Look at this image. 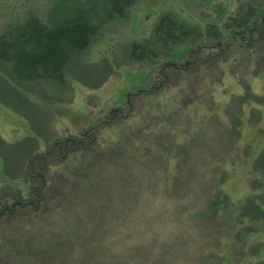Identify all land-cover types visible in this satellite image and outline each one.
<instances>
[{
  "label": "rangeland",
  "instance_id": "obj_1",
  "mask_svg": "<svg viewBox=\"0 0 264 264\" xmlns=\"http://www.w3.org/2000/svg\"><path fill=\"white\" fill-rule=\"evenodd\" d=\"M83 5L94 7L100 17L109 7L106 0H0V35L30 16L50 24ZM250 8L264 11V0H134L124 17L95 18L100 21L99 33L87 50L73 55L64 87L17 84L11 66L0 63L4 76L21 89L16 87L19 98L0 103V264H200L204 260L264 264V233L250 234L239 244L225 238L220 250H216L214 227L205 234L189 232L187 240L177 239L185 230L183 218L198 213L212 187L211 178L203 177L205 170L230 149L222 142L228 131L226 114L237 110V105L229 106L231 101L246 95L247 88L264 96V42L248 38L197 55L195 48L203 41L210 45V38L190 39L167 49L154 39V30L167 14L191 28L217 25L224 30L232 18ZM134 44H147L161 54L134 61L130 58ZM187 61L190 66L185 70L160 73L164 63ZM151 86L155 88L147 93ZM121 109V115H113ZM29 123L36 126L37 134L30 132ZM92 127L98 128V146L116 148L113 158L139 148L138 141H148L149 130L165 128L164 154L174 137L192 147L191 174L175 185L166 179V158L162 162L157 156L160 150L153 149L147 165L140 160L146 165L139 170L140 179L119 181L118 176L111 182L112 192L103 193L98 187L81 192L84 184L95 187L100 181L96 177L100 167L90 165L88 178L83 170L72 174L67 167L80 162V154L67 158L64 152L47 158L45 186L41 179L32 184L25 159L45 153L56 139L82 137ZM241 127L240 142L222 165L230 237L245 227L264 228V219L260 228L259 222L239 219L255 196L253 162L264 148V106L246 104ZM27 135L34 137L25 139ZM99 152L98 160L109 158ZM95 155L91 153V159ZM130 162L135 164L127 159L122 164ZM135 182L142 203L136 206L131 189ZM33 187L38 191L33 192ZM15 198L24 202L23 208L14 207ZM161 223L168 228L161 229ZM159 231L164 234L157 239ZM169 235L172 244L177 239L173 250L164 246Z\"/></svg>",
  "mask_w": 264,
  "mask_h": 264
},
{
  "label": "trees",
  "instance_id": "obj_2",
  "mask_svg": "<svg viewBox=\"0 0 264 264\" xmlns=\"http://www.w3.org/2000/svg\"><path fill=\"white\" fill-rule=\"evenodd\" d=\"M106 2L109 7L108 10L107 8L105 9L106 13L102 17L99 16V12L95 10L94 7L83 5L74 10L69 9L64 17L54 19L50 24L41 21L35 16H30L24 24L9 26L5 33L0 35V63L11 66V74L17 84H40L45 82L55 83L59 87H64L67 83L66 71L73 61V55L87 50L93 38L99 33L100 21H103V19H114L115 16L124 17L127 8L133 4L134 0H106ZM87 3H90V1ZM98 16L101 18L100 21L95 19ZM230 22L231 23L225 25L227 27H225L224 30L217 25H211L205 28V30H201L199 28L188 27L175 16L167 14L154 30V39L160 43L164 49H167L182 44L190 39L204 40L205 38H210L208 42L210 45H206L203 41L200 48H195V52L197 50V55L207 49L224 50L226 44L229 45L232 42H240L242 44L243 42H247L248 38H259L264 42V11L257 12L253 8H250L245 13L232 18ZM159 54L161 53L156 50H150L147 44H134L130 49V58L134 61L143 62L152 60ZM164 54L166 57H170L167 51ZM189 66L190 61L181 65L164 63L160 73H165L166 76V72L170 70H185ZM16 87L19 88V85L15 86L13 82L0 71V103L6 104V100L9 101V99L13 100L19 98L20 96L17 93ZM154 88V86H151V89L147 93H151ZM25 101L28 102L29 100ZM249 102L264 106V96H257L251 93L249 88H247L246 95L239 96L231 101L229 106L232 107L237 105V110L233 111V113L226 114L228 117V131L224 132L225 140L222 142L224 144L226 142V146L228 148L230 147V149L217 159L216 165L211 167V170H205L203 177L211 178L210 185L212 187L208 196L204 195V205L198 209V213L189 216L187 219L183 218L185 223L183 229L185 230L182 234L181 232L178 233L177 239L184 238L187 240L190 237L187 236L189 232L196 231L200 234H205L208 228L214 227L216 250H220L225 238H227V240L232 238L234 242L239 241V244L241 243L240 239H245L250 234H257L258 232L264 233V228L257 230L245 229V227L234 237H230L229 232L226 231L230 227L228 225L230 222L228 221L229 214L227 212L228 201L222 192V186L227 179L222 165L235 151L236 146L240 142L243 108ZM121 111L122 109L115 110L113 111V115L117 114L119 116L121 115ZM30 127V132H32V134H34V132L37 134L36 126L32 124ZM97 131L98 128L92 127L86 130L82 137L67 136L65 138L56 139L45 153L37 154L32 157L30 156L25 159V165L26 161L29 159L26 166L29 167V177L32 180V184L34 180L41 179L42 185L45 186V182L47 181L45 172L48 170V168H45L47 166V158L54 157L57 154L61 156V154H65L64 152L69 154L67 158L68 156L73 157L80 154V162L74 165V167H67V170L72 172V174H75V171L80 172V170H83L88 178L91 173L90 165L100 167V169H96L99 171L96 177L100 179V181L96 183L95 187L84 184V187L81 188V192L85 190L91 192L97 187L103 189V193L112 192L113 187L111 186V182L118 176H120L119 181H124L129 177L135 180L140 179L141 175H139V170L144 169L147 165V161L149 162L151 160L150 155L153 149L160 150L157 156H160L159 158L162 162H164V158H166V179L171 180L175 185H177V182L180 183L183 181L188 174H191L189 170L191 167L188 161L191 158L192 147H188L189 145L186 144H179L174 137L170 142L171 147L169 151L164 154L162 139L167 132L165 128H154L151 129V131L149 130V135L147 136L149 145L148 141L142 139L138 141L139 148L122 153L120 156L118 155L117 158H113V154L116 153V148L112 147V144L109 146L97 145ZM33 137L27 135L25 139H33ZM87 139L90 140L88 141ZM17 145L21 148L23 144L17 143ZM5 146L8 147L6 143ZM12 146L13 145L10 147ZM142 147L145 148L143 149ZM97 150L103 153V157L108 156L109 158L106 160H98L95 155ZM91 153H94L95 160L91 159ZM126 159L128 161H134L135 164L133 165L130 162L129 165H123L122 162ZM142 159L146 161V165L141 164L140 160ZM36 167L39 168V170H36ZM253 171L256 178L252 181L251 191L255 193V196L253 197V201L249 202L242 210L239 219H251V224L259 222L260 228L262 220L264 219V148L253 162ZM106 185L107 191L105 189ZM165 185L166 184L163 186ZM138 187L139 184L136 182L131 186L133 194L137 198V202H135L134 206L142 204L139 202L140 192L136 190ZM34 188L35 187L32 188L33 192H37L38 190ZM38 189L40 190V188ZM42 192H45V190H42ZM14 201L16 202L14 207L15 205L22 208L24 207L22 206L24 202H17L18 198ZM230 219H233V217H230ZM256 226H258V224H256ZM167 228V224L161 223V229ZM232 228L235 229L236 224H233ZM160 234L164 233L159 231L156 236L157 239H159ZM170 238H172V235L164 237V246L168 250H173V245L177 239H175L172 244ZM260 248L263 249V245H260ZM206 262L207 260H204L203 263L200 264H219L218 262Z\"/></svg>",
  "mask_w": 264,
  "mask_h": 264
}]
</instances>
